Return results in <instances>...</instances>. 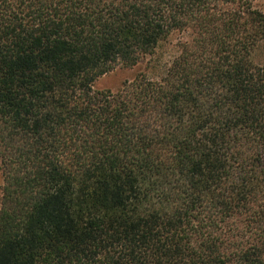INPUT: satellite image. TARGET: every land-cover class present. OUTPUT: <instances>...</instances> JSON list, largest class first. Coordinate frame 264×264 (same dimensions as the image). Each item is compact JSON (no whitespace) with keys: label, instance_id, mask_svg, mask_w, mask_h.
<instances>
[{"label":"trees","instance_id":"trees-1","mask_svg":"<svg viewBox=\"0 0 264 264\" xmlns=\"http://www.w3.org/2000/svg\"><path fill=\"white\" fill-rule=\"evenodd\" d=\"M254 1L0 0V264H264Z\"/></svg>","mask_w":264,"mask_h":264},{"label":"rangeland","instance_id":"rangeland-1","mask_svg":"<svg viewBox=\"0 0 264 264\" xmlns=\"http://www.w3.org/2000/svg\"><path fill=\"white\" fill-rule=\"evenodd\" d=\"M254 7L264 11V0H255ZM187 39V33L174 32L170 34L159 42L152 55L142 58L133 66L116 65L113 70L95 80L93 89L96 91H117L125 82L132 80L140 73H145L148 77L152 78L158 77L177 54L178 43ZM263 58L264 46L260 44L253 52L252 60L255 64H261Z\"/></svg>","mask_w":264,"mask_h":264}]
</instances>
